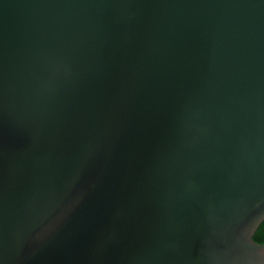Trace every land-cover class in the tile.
Returning <instances> with one entry per match:
<instances>
[{
	"label": "water",
	"instance_id": "water-1",
	"mask_svg": "<svg viewBox=\"0 0 264 264\" xmlns=\"http://www.w3.org/2000/svg\"><path fill=\"white\" fill-rule=\"evenodd\" d=\"M264 0H0V264H264Z\"/></svg>",
	"mask_w": 264,
	"mask_h": 264
},
{
	"label": "trees",
	"instance_id": "trees-1",
	"mask_svg": "<svg viewBox=\"0 0 264 264\" xmlns=\"http://www.w3.org/2000/svg\"><path fill=\"white\" fill-rule=\"evenodd\" d=\"M264 222V221H263ZM255 238V239H254ZM253 240L257 243L264 242V231H261L259 228L256 230L255 236H253Z\"/></svg>",
	"mask_w": 264,
	"mask_h": 264
},
{
	"label": "clouds",
	"instance_id": "clouds-1",
	"mask_svg": "<svg viewBox=\"0 0 264 264\" xmlns=\"http://www.w3.org/2000/svg\"><path fill=\"white\" fill-rule=\"evenodd\" d=\"M260 224H256L253 226V236H255L256 230L259 228ZM260 246H264V245H260Z\"/></svg>",
	"mask_w": 264,
	"mask_h": 264
},
{
	"label": "snow or ice",
	"instance_id": "snow-or-ice-1",
	"mask_svg": "<svg viewBox=\"0 0 264 264\" xmlns=\"http://www.w3.org/2000/svg\"><path fill=\"white\" fill-rule=\"evenodd\" d=\"M259 229H260L261 231H264V222L260 223V225H259ZM254 239H255V238H254Z\"/></svg>",
	"mask_w": 264,
	"mask_h": 264
}]
</instances>
